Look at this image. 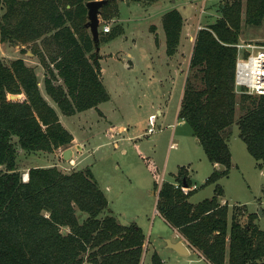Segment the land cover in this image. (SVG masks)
<instances>
[{"label": "trees", "instance_id": "1", "mask_svg": "<svg viewBox=\"0 0 264 264\" xmlns=\"http://www.w3.org/2000/svg\"><path fill=\"white\" fill-rule=\"evenodd\" d=\"M88 1L0 0V40L30 46L45 69L46 94L67 116L109 99L101 55L86 27ZM219 11L213 23L196 33L178 111L208 160L218 165L206 179L216 183L214 194L193 204L189 198L195 189L186 194L181 189L185 182L192 186L187 169L180 168L176 183L159 184L158 172L148 167L158 189V212L210 264H264V229L255 223L256 213L243 224L239 217L244 212L222 203L217 183L230 172L228 140L234 124L248 152L264 167V95L237 93L234 85L242 15L245 24L261 26L264 0H228ZM118 12V0L101 7L105 18ZM162 19L166 53L173 56L184 18L174 8ZM121 32L115 26L104 39ZM35 70L20 57L9 64L0 60V264H141L146 235L136 223L124 225L112 215L89 167L72 172L55 165L32 167L27 180L17 170V146L54 152L67 149L74 139L43 95ZM151 259L164 264L156 252Z\"/></svg>", "mask_w": 264, "mask_h": 264}, {"label": "rangeland", "instance_id": "2", "mask_svg": "<svg viewBox=\"0 0 264 264\" xmlns=\"http://www.w3.org/2000/svg\"><path fill=\"white\" fill-rule=\"evenodd\" d=\"M174 1L118 0V16L105 18L100 14L101 80L109 99L96 108L64 115L46 94L40 75L43 95L55 106L63 126L82 140L84 148L76 150L78 143H71L68 148L75 150L74 155L64 159L63 148L54 152H28L17 146L16 163L23 179H28L32 167L55 165L63 172L89 167L108 198L112 215L122 224L141 226L163 263L208 264L195 253L175 256L171 250L163 249L166 243L162 234H171V230L156 213L158 189L148 164L158 171L159 184L161 181L176 183L180 168L187 169L191 184L197 188L189 198L193 204L214 194L216 183L207 184L206 179L215 166L189 124L178 117V111L196 33L199 27L213 23L220 16L219 6L228 0ZM172 5L184 15L189 36L182 37L177 54L170 56L166 53L162 16ZM242 21L239 42L264 43V22L261 26L247 25L244 14ZM105 25L110 26L111 32L113 27H121L122 32L106 40L104 36L110 32H102ZM155 30L159 37L157 43ZM23 46L0 40V60L9 64L17 57L28 59L30 46ZM40 69L42 74L44 69ZM152 117L154 123H151ZM152 126L154 132L148 133ZM121 127L125 128L124 132ZM239 130L234 124L228 140L232 156L230 172L217 181L223 189L221 201L230 209L240 206L244 214L239 219L243 224L247 223L248 214L256 213L255 223L264 229V167L260 168L248 152ZM143 264H152L149 255Z\"/></svg>", "mask_w": 264, "mask_h": 264}, {"label": "built area", "instance_id": "3", "mask_svg": "<svg viewBox=\"0 0 264 264\" xmlns=\"http://www.w3.org/2000/svg\"><path fill=\"white\" fill-rule=\"evenodd\" d=\"M110 31L111 28L109 25L103 26V33H109ZM235 46L237 47L238 57L236 58L234 74L236 92L258 96L264 95V43L239 42ZM154 122L155 118L152 117L151 123ZM154 130L152 126L148 128V133H153ZM172 146L174 144H171ZM24 180H27V178ZM195 188V185L191 187L181 185V189L185 194Z\"/></svg>", "mask_w": 264, "mask_h": 264}, {"label": "crops", "instance_id": "4", "mask_svg": "<svg viewBox=\"0 0 264 264\" xmlns=\"http://www.w3.org/2000/svg\"><path fill=\"white\" fill-rule=\"evenodd\" d=\"M174 2H176V0L174 1ZM174 5H172V6H170V7H168V8H166L165 10H164V13H166L167 11H169V10H171V9H174V8H176V7H173ZM177 9V8H176ZM163 11V10H162ZM163 13V14H164ZM183 15V14H182ZM183 18H184V15H183ZM201 27H203V26H201ZM188 31V25H187V23H186V19L184 18V26H183V29H182V32H181V36H180V42L182 41V37L185 35H188L189 36V34L187 33V31ZM155 32L157 33V31L155 30ZM157 37H158V33H157ZM191 37V36H190ZM193 45H194V43H192V49H191V54H192V50H193ZM22 47H24L23 45H22ZM177 50H179V49H177ZM27 53L30 55L29 56V58L28 59H26V58H23L24 60H25V62H26V64L27 65H29V66H32V67H34L36 70V74H37V77H38V80H39V83H40V75H42L41 77H42V79H43V82H44V77H45V69H44V67L41 65V63H40V61H39V59H38V56H36L34 53H33V51L29 48L28 49V51H27ZM176 54H177V52H176ZM190 57H192V56H190ZM17 58H19V57H17ZM127 66L129 67L130 66V63H127ZM102 67V66H101ZM40 68H42V69H44V71H43V73L41 74L40 73ZM101 71H102V69H101ZM102 73V72H101ZM182 122V121H181ZM111 128V127H110ZM120 130L121 131H125V128L124 127H121L120 128ZM73 137H74V139H73V141H72V143H75V142H77L78 143V145H76V150L77 149H80V151H82L83 150V148H84V143L82 142V140H79L74 134H73ZM71 149V151H72V154H71V156L73 157V155H74V149L73 148H70ZM65 151V150H64ZM64 151H62V152H64ZM62 154V153H61ZM215 167H217L218 165H214ZM215 167H213V168H215ZM157 171V170H156ZM188 171V170H187ZM158 172V171H157ZM187 176H188V178H189V175H188V172H187ZM190 179V178H189ZM191 181V180H190ZM162 182V181H161ZM193 186V185H192ZM196 186V185H195ZM196 189L197 188H195V191H196ZM194 191V192H195ZM104 192V191H103ZM105 194V193H104ZM157 199H158V191H157ZM222 203H225V201H222ZM156 213L158 214V216L165 222V224L170 228V230H171V234L169 233V234H162V236H163V240H164V242L166 243L164 246H163V249L164 250H171V252H173V254H176L175 256H183V254H180V253H178V252H176L174 249H172V248H170V247H168V245H167V239L170 241V242H172V243H175V242H183L184 243V245L186 246V248H187V250H188V253L187 254H184V256H189L190 254H192V253H195L196 255H199V257H200V259L202 258V260L204 259L206 262H208L206 259H205V257L199 252V251H197L196 249H194L188 242H187V240L184 238V236H182V234L177 230V229H175V228H173V227H171L168 223H167V220H165V218H163L161 215H160V213L158 212V210H157V208H156ZM124 225H126V224H124ZM141 227V226H140ZM141 229L143 230V228L141 227ZM67 230V229H66ZM143 233L145 234V232H144V230H143ZM147 236V235H146ZM146 236H145V238H146ZM154 252H156L157 253V251H156V248H155V246H153V244H152V242H151V240H150V236H149V238L147 239L146 238V241H145V245H144V254H142V259H141V264H143L144 263V260H145V258L149 255L150 256V258L152 257V254L154 253ZM158 254V253H157ZM169 254V253H168ZM160 255V254H159ZM168 256H170V255H168ZM173 258H178V257H173ZM165 264V263H164ZM208 264H210L209 262H208Z\"/></svg>", "mask_w": 264, "mask_h": 264}, {"label": "water", "instance_id": "5", "mask_svg": "<svg viewBox=\"0 0 264 264\" xmlns=\"http://www.w3.org/2000/svg\"><path fill=\"white\" fill-rule=\"evenodd\" d=\"M107 3V0H90L86 3L87 7V22L86 27L90 31V34L92 35L94 44L96 46V52H99V42H100V31H99V25H100V14H101V7ZM15 96L11 95V98H14ZM72 154V151L70 148L65 149L63 152L64 159H69ZM184 186H188L185 182L183 184ZM167 245L168 247L174 249L176 252L180 254H187L188 250L183 242H175L172 243L167 239Z\"/></svg>", "mask_w": 264, "mask_h": 264}]
</instances>
